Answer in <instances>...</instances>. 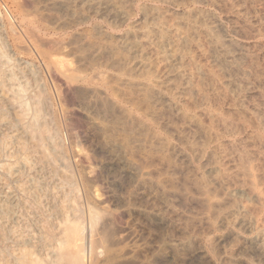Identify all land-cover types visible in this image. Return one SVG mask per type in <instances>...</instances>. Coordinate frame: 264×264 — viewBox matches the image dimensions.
I'll return each mask as SVG.
<instances>
[{"label": "rangeland", "instance_id": "374dc122", "mask_svg": "<svg viewBox=\"0 0 264 264\" xmlns=\"http://www.w3.org/2000/svg\"><path fill=\"white\" fill-rule=\"evenodd\" d=\"M3 60L13 70L4 75L25 89L30 113L33 99L40 101L49 120L41 123L54 134L44 148L57 152V170L41 149H22L24 137L5 145L9 129L0 127V201L9 191L12 214L20 218L13 223L18 228L0 218V264H13L24 246L23 252L37 248L41 260V242H55L54 227L65 218L59 207L74 199V188L82 207L93 206L101 221H110L111 246L100 248V264L111 250L117 256L104 264H264V0H0ZM54 61L66 71L52 70ZM4 88L0 108L10 122L16 109H5ZM145 93L147 99L140 97ZM125 121L136 124H128L133 131ZM213 165L215 174L208 172ZM239 167L251 171L253 183ZM208 184L212 195L203 192ZM15 227L36 235L33 245L17 248Z\"/></svg>", "mask_w": 264, "mask_h": 264}, {"label": "bare ground", "instance_id": "6f19581e", "mask_svg": "<svg viewBox=\"0 0 264 264\" xmlns=\"http://www.w3.org/2000/svg\"><path fill=\"white\" fill-rule=\"evenodd\" d=\"M155 19V18H154ZM161 34V33H160ZM185 39V38H184ZM183 40V39H182ZM219 40V39H218ZM218 40H216V41H218ZM186 41V40H185ZM159 42H161V41H159ZM158 42V43H159ZM162 42H164V41H162ZM182 42H184V40L182 41ZM219 42V41H218ZM217 42V43H218ZM187 43V42H186ZM135 46V45H134ZM179 51H180V49H178ZM7 57V56H6ZM5 56H4V59L6 58ZM8 59H6V61H7ZM6 61H4L3 60V62H2V64L4 63V62H6ZM2 64H0V82L2 83V85H0V88H2V87H5L6 88V92L5 91H3V92H5V93H7L5 96L7 97V98H4V96H3V98L4 99H7V102H8V104H6V101L4 102V104L5 105H8L9 106V109H7V107L5 106V109L6 110H10V108H12L11 110H13V109H16V114L14 113V111H12V113H14L13 115L16 117H14L13 115H11V116H13L14 118H15V120L13 121V120H11V117H10V122L9 121H6L5 120V114H7V111H6V113L3 111V110H1V108H0V127H8L7 129H9V132H8V135H6L7 136V139L8 140H5L6 142L4 143L5 145L6 144H9V143H14L15 144V142H19V143H21V141H20V139L22 138V137H24L26 140L25 141H28V143L27 142H25V143H27V145H26V147H23L22 149H25V150H29L30 149V151L32 152V150L34 149V148H39V149H41V151L43 152V153H41V155L43 154V158H44V161H45V163L46 162H48L49 164H51V169H52V172L54 171H56L57 170V165H55V163L53 162V160H54V158H55V154L57 153H55L54 155H52L53 153L51 152H46L47 150H45V148H47V147H45L44 148V143L45 144H47V143H49V142H47L46 143V141L48 140H50V139H52L53 137H54V134H53V131H51L49 128H47L44 124L42 125V123H41V118L43 117V116H41L42 114V111H41V109L39 108V105L37 104V102H40V101H38V100H36L35 98L33 99V97H32V99H33V101L32 102H34V103H31L32 104V107L34 106L35 107V109L33 108L32 109V113H30L29 111H31V110H29V108H28V103H26V101H24V100H26V99H24L23 98V96H25V94L23 95V89L24 88H22L23 86H21V84H17L16 82H15V80L13 79V78H15V77H13L12 78V76L10 75L11 74V72L13 71V70H11L10 68H8V67H6L7 65L4 63V65H2ZM51 65H53L54 67L52 68V70H54V71H59L60 73L61 72H65L66 70H64L63 68H62V66H61V64H60V62H58V61H54ZM8 68V69H7ZM7 70H11L10 71V74L8 75V77L7 76H5L4 75V73H6L7 72ZM67 71H68V69H67ZM69 72V71H68ZM14 73V72H13ZM7 74H8V72H7ZM70 74V72L67 74V76ZM13 76H14V74H12ZM76 75V74H75ZM75 75H73V74H70L69 76H68V80H71V81H73V80H75ZM78 76H79V74H77ZM9 76H11V78L9 77ZM4 77H6V78H10V84H9V81L8 82H6V83H8L7 84V86L8 87H6V83L4 82V80L6 79H4ZM80 77V76H79ZM67 78V77H66ZM83 78V77H82ZM81 78V79H82ZM7 79V80H8ZM14 80V81H13ZM77 80V79H76ZM6 81V80H5ZM130 81V80H129ZM153 81V80H152ZM74 82V81H73ZM148 82V81H147ZM153 82H155V81H153ZM3 83H5V84H3ZM16 83V84H15ZM128 83V82H127ZM131 83H133V82H131ZM135 83V82H134ZM150 83V82H149ZM152 83V82H151ZM157 83V82H156ZM136 84V83H135ZM137 84H138V82H137ZM3 85H5V86H3ZM20 85V86H19ZM131 85V84H130ZM139 85V84H138ZM138 85H136V86H138ZM144 85H145V82H144ZM154 85V84H153ZM135 85H134V87H136ZM148 86V85H147ZM4 88V89H5ZM137 88V87H136ZM147 88V87H146ZM149 89V88H148ZM154 89V88H153ZM152 89V90H153ZM0 90H2V89H0ZM25 90V89H24ZM132 90V89H131ZM138 90H139V87H138ZM151 90V91H152ZM134 91H135V88H134ZM134 91H133V95L135 96L136 94H134ZM147 91H149V90H147ZM150 91V92H151ZM155 91V90H154ZM157 91V90H156ZM130 92V91H129ZM129 92H127V94H129ZM141 91L139 90V93H140ZM158 92V91H157ZM5 93H3V94H5ZM123 94L125 93V92H122ZM135 93H137V92H135ZM139 93H138V95H139ZM152 93V92H151ZM2 94V95H3ZM130 95H132V94H130ZM129 95V96H130ZM132 95V96H133ZM142 96H140V97H144L145 99H147V97H149L150 95L149 94H147V93H145V94H141ZM126 96V95H125ZM157 96V95H156ZM128 97V96H127ZM126 97V98H127ZM131 97V96H130ZM139 97V96H138ZM2 98V99H3ZM123 98H125V97H123ZM133 97H131V102H132V100H136L137 99V97H136V99H132ZM3 99V100H4ZM145 99H144V101H145ZM139 101H141L142 103H143V100H140L139 99ZM31 102V101H30ZM35 102H36V104L38 105V106H35ZM147 102H148V100H147ZM134 103V102H133ZM138 103V102H137ZM136 103V104H137ZM141 103V104H142ZM144 103H146V102H144ZM149 103V102H148ZM151 104H153L152 102H150ZM139 104V105H138ZM137 105L139 106L138 108H142L143 106H141L140 105V103H138ZM136 105V106H137ZM150 105V104H149ZM1 106V105H0ZM4 106V105H3ZM31 106V105H30ZM29 106V107H30ZM146 106H147V104H146ZM152 106V105H151ZM38 107V108H37ZM41 107V106H40ZM4 108V107H3ZM2 108V109H3ZM31 108V107H30ZM137 108V107H136ZM145 108V107H144ZM153 108V107H152ZM39 109H40V111H39ZM110 110L111 108L109 107V108H107L106 110ZM146 109V108H145ZM10 110V111H11ZM9 111V112H10ZM34 111V112H33ZM8 112V114H10ZM6 117H8V115L6 116ZM13 117H12V119H13ZM136 118V117H135ZM4 119V120H3ZM9 119V118H8ZM43 119H44V117H43ZM46 119H47V117H46ZM46 119H44L45 121H43V122H48V121H46ZM134 119V118H133ZM137 119V118H136ZM230 120V119H229ZM12 121V122H11ZM116 123L117 122H119V121H117L116 119L114 120ZM128 121V120H127ZM129 121H131L130 119H129ZM225 121V120H224ZM195 122V121H194ZM226 122H228L229 124H230V122L229 121H226ZM225 122V123H226ZM116 123H115V125H116ZM131 123V122H130ZM130 123H127L126 121H125V125H127L126 126V129H129V130H132L131 129V126L129 125L128 126V124H130ZM133 124H134V122H132ZM131 123V124H132ZM111 124V123H110ZM123 124V123H122ZM228 124V125H229ZM119 125V124H118ZM121 125V124H120ZM134 125H136V124H134ZM133 125V126H134ZM227 125V124H226ZM231 125V124H230ZM230 125H229V127H230ZM110 126H112V125H110ZM117 126V125H116ZM137 126H138V124H137ZM211 126V125H210ZM118 127H120V126H118ZM205 127V126H204ZM203 127V128H204ZM209 127V126H208ZM212 127V126H211ZM225 128H227L226 126H224ZM223 127V128H224ZM112 128V127H111ZM122 128V127H121ZM104 129V128H103ZM200 129V128H199ZM212 129V128H211ZM231 129V128H230ZM201 130V129H200ZM199 130V131H200ZM234 130V129H233ZM133 131V130H132ZM207 131V130H206ZM217 131V130H216ZM225 131V130H224ZM229 131V130H228ZM236 131V130H235ZM55 132V131H54ZM124 132H127V131H124ZM232 132V131H231ZM237 132V131H236ZM104 133V132H103ZM201 133H202V131H201ZM203 133H204V131H203ZM202 133V134H203ZM208 133V132H207ZM212 133V132H211ZM210 133V134H211ZM215 133V132H214ZM213 133V134H214ZM224 133V132H223ZM235 133V132H234ZM128 134V133H127ZM207 135V134H206ZM205 135V136H206ZM5 136V137H6ZM57 136V135H56ZM212 136V135H211ZM213 136H215V135H213ZM220 136V135H219ZM133 137V136H132ZM207 137V136H206ZM104 138H105V136H104ZM110 138V137H109ZM126 138H127V136H126ZM203 138V137H202ZM210 138V137H209ZM214 138V137H213ZM216 138V137H215ZM128 139H130L129 137H128ZM205 140L204 141H206L207 139L206 138H204ZM53 140V139H52ZM107 140V139H106ZM110 140V139H109ZM112 140V139H111ZM124 140V139H123ZM131 140V139H130ZM211 140H213V139H211ZM4 141V140H3ZM31 141H32V144H30L31 143ZM127 141V140H126ZM132 141V140H131ZM198 141V140H197ZM9 142V143H8ZM54 142H55V140H54ZM53 142V143H54ZM108 142V141H107ZM110 142V141H109ZM112 142V141H111ZM110 142V143H111ZM24 143V144H25ZM113 143V142H112ZM211 142H209V144H210ZM17 144V143H16ZM30 144V145H29ZM123 144V143H122ZM126 144V143H125ZM124 144V145H125ZM207 144V143H206ZM0 145H1V142H0ZM21 145V144H20ZM48 145V144H47ZM46 145V146H47ZM109 145V144H108ZM112 145V144H111ZM127 145V144H126ZM194 145V144H193ZM218 145V144H217ZM11 146V148H12V146L13 145H10ZM16 146V145H15ZM196 146V145H195ZM202 146V145H201ZM239 146V145H238ZM9 147V146H8ZM14 147V146H13ZM19 148H20V146H18ZM197 147H199V146H197ZM204 147V146H203ZM213 147V146H212ZM249 147V146H248ZM11 148H10V150H11ZM19 148L17 149V150H19ZM27 148V149H26ZM152 148V147H151ZM210 148V147H209ZM217 148H219V147H217ZM39 149H38V151H39ZM9 150V149H8ZM156 151L157 150H159L158 148L157 149H155ZM154 150V151H155ZM14 151H16V149H14L13 150V153H12V151H8V156H9V158L10 157H13V154L15 153ZM20 151H21V148H20ZM19 151V152H20ZM200 151V150H199ZM213 151V150H212ZM218 151V150H217ZM24 152V151H23ZM22 152V153H23ZM26 152V151H25ZM27 152H29V151H27ZM31 152L29 153V154H31ZM158 152V151H157ZM18 152H16V154H17ZM155 153V152H154ZM213 153V152H212ZM245 152H243V154H244ZM247 153V152H246ZM26 154V153H25ZM159 154V153H158ZM162 154H163V152H162ZM227 154V153H226ZM254 154V153H253ZM22 155V154H21ZM57 155V154H56ZM160 155H161V152H160ZM211 155V154H210ZM213 155V154H212ZM212 155H211V157H212ZM6 156V155H5ZM18 156H19V154H18ZM164 156V155H163ZM163 156H161V157H163ZM215 155H213V157H214ZM230 156V155H229ZM239 156V155H238ZM241 156H243V155H241ZM247 156H248V154L245 156L246 158H247ZM20 157V156H19ZM166 157V156H165ZM165 157H163V160L165 161V162H167V163H173L172 162V159H173V157H172V159L171 158H169V156H167L166 158ZM213 157L211 158V159H213ZM216 157V156H215ZM8 158V157H7ZM16 158V157H15ZM159 158V157H158ZM157 158V159H158ZM175 158V157H174ZM242 158H244V157H242ZM21 159V158H20ZM26 159V158H25ZM25 159H24V162H26V164H27V162H28V160L27 161H25ZM216 160L215 161H217V158H215ZM17 160V163L19 162V165L21 164L20 163V161H19V159H15V161ZM22 161H23V159H22ZM55 162H56V160H54ZM214 161V159L212 160V162ZM239 161V160H238ZM243 161V160H242ZM241 161V162H242ZM161 162V161H160ZM159 162V163H160ZM163 162V161H162ZM220 162V161H219ZM218 162V163H219ZM47 163V164H48ZM177 163V162H176ZM239 163V162H238ZM244 163H245V161L242 163L243 165H244ZM213 164V163H212ZM235 164V163H234ZM241 164V163H240ZM239 164V166H242V164L240 165ZM16 165V164H15ZM18 165V164H17ZM15 166L12 170L14 171V172H19V167L18 166ZM43 165H45V164H43ZM167 165V164H166ZM178 165V164H177ZM176 165V166H177ZM216 165V164H215ZM215 165H213V166H210L209 167V169H208V172L210 171H214V174H215V171H216V169H217V167L215 166ZM219 165V164H218ZM221 165V164H220ZM248 164H245V168H246V170H247V166ZM21 166V165H20ZM168 166V165H167ZM174 166V165H173ZM181 166V165H180ZM179 165H178V167H180ZM224 166V165H223ZM250 166V165H249ZM253 166V165H252ZM22 167V166H21ZM21 167H20V169H21ZM219 167V166H218ZM222 167V166H221ZM254 167H255V165H254ZM254 167H252V168H254ZM244 169V167H239V169ZM251 168V169H252ZM223 169V168H222ZM221 169V170H222ZM238 169V168H237ZM238 169V170H239ZM240 169V170H241ZM242 169V170H243ZM254 169H258L257 167L256 168H254ZM246 170H243V171H245V173L244 174H241L243 177H246V176H249V178H247V179H249L251 182H252V180L253 179H251L252 177L251 176H253L250 172H248V171H246ZM253 170V169H252ZM217 171H218V169H217ZM258 171V170H257ZM12 172V171H11ZM58 172V171H57ZM222 172H223V170H222ZM259 172V171H258ZM70 173V172H69ZM206 174H207V170H206V172H205ZM241 173V172H240ZM239 173V174H240ZM252 173H253V171H252ZM14 174V173H13ZM214 174H212V177L211 178H213V179H215L216 177V175H214ZM217 174V173H216ZM250 174H251V176H250ZM258 173H256V174H254V175H257ZM263 174V173H262ZM261 174V175H262ZM88 175V174H87ZM205 175V174H204ZM221 175V174H220ZM246 175V176H245ZM258 175H260V174H258ZM63 176H64V174H63ZM62 176V177H63ZM68 177H69V175H67ZM66 176V179H64L65 181L68 179V180H70V178H68ZM89 176V175H88ZM201 176H203V175H201ZM215 178H214V177ZM219 176V175H218ZM206 177H208V176H206ZM226 177V176H225ZM251 177V178H250ZM255 177V176H254ZM259 177V176H258ZM262 178L264 177V176H261ZM64 178V177H63ZM203 178V177H202ZM208 178H210V177H208ZM207 178V179H208ZM256 178V177H255ZM260 178V177H259ZM262 178H260V179H262ZM201 179V178H200ZM204 179V178H203ZM247 179H245V180H247ZM257 179V178H256ZM255 179V180H256ZM63 180V181H64ZM86 180V179H85ZM217 180H219V177H218V179H216V181L215 182H217ZM221 180V179H220ZM223 180V179H222ZM222 180H221V182H222ZM249 180H247V181H249ZM264 180V179H263ZM62 181V182H63ZM199 182H200V180H198ZM204 181V180H203ZM208 181V180H207ZM210 182L211 181H213V180H209ZM247 181L245 182V183H247ZM249 181V182H250ZM258 181V180H257ZM262 181V180H261ZM87 182H88V180H87ZM198 182V183H199ZM219 182V181H218ZM196 183V182H195ZM201 183H204V182H202V180H201ZM207 183H209V182H207ZM220 183V182H219ZM253 183V182H252ZM252 183H250V184H252ZM256 183V182H255ZM255 183H254V185H255ZM205 184V183H204ZM204 184H202V186L204 185ZM211 184H213V182L211 183ZM210 184V185H211ZM248 184V183H247ZM257 184V183H256ZM196 186H198L197 185V183L195 184ZM215 185V184H214ZM243 185V184H242ZM241 185V187L243 188L244 186H242ZM249 185V184H248ZM253 185V184H252ZM206 187H207V185H205ZM216 186V185H215ZM215 186L212 188L211 186V188H212V190L215 188ZM237 186V185H236ZM251 186V185H250ZM250 186H248V188L250 189ZM200 187V191H203V190H201L202 189V187L201 186H199ZM199 187H197L198 189H199ZM206 187H203L204 189L206 188ZM240 187V186H239ZM239 187H237V188H239ZM247 187V186H246ZM254 187H256V186H254ZM36 188H37V186H36ZM73 188V187H72ZM196 188V189H197ZM235 188V187H234ZM241 188V189H242ZM248 188H246V189H248ZM35 189V188H34ZM38 189V188H37ZM208 189H210L209 188V184H208ZM208 189L206 188L205 190L206 191H203V192H206V194L207 193H211L210 195H212V192H211V189H210V191L208 192ZM216 189V188H215ZM245 189V188H244ZM243 189V190H244ZM251 189H253V187H251ZM250 189V191H252V193L254 192V190H251ZM230 190V189H229ZM229 190L226 192L227 193V195L229 196V194H231L232 193V191L229 193ZM256 190H258V188L256 189ZM5 191V190H4ZM45 191V190H44ZM75 191H76V189L74 188V199H72V200H69L70 198H66V200L65 201H63V203L64 202H66V203H64V205H62V202L60 203V201H59V205L61 204L62 206L61 207H59V208H61V210L59 211V212H61L62 211V213H63V215L65 216V218H64V221H62L61 222V220H60V222H61V224H56L55 223V225H57L56 227H54V228H57L58 229V231L56 232V229L54 230V234H55V232L58 234H56L57 235V238H56V240H55V242L53 243V244H50V242H48L47 240V242L45 243V242H41L42 244H41V246L39 247V249H40V251L42 252V254H43V257H41V260H39V258H38V256L39 255H41V254H39V255H37L38 253H36V252H34V251H37L36 249L37 248H34L33 250H30L31 249V247L29 246V245H33V243H34V239H35V237H36V235H34L33 237H32V235L33 234H30L31 235V237L30 236H27L26 235V233H24L23 231H21V230H19V229H17L18 227L16 226V225H18V224H13V223H16V221H17V219L19 218H17L14 214H12V198H11V196H10V194H7V193H9V191L6 193V196L4 197L5 199L4 200H2V201H0V213H1V216H0V218L1 219H3L4 218V220H3V223H5V221L9 224V222H10V224L12 223L13 225H15L16 227V232L14 233V235H13V241L14 242H16V245H17V243H19L20 244V246H21V248L23 249V245H28L29 246V250L27 251H25V252H23L24 251V249H25V246H24V249H23V251L21 250V249H19V253L18 254H16V255H13L12 253V255H13V257L11 258V260L13 259V264H100V261H99V259L96 261V259H97V257H99V254L101 253V250H100V248H104L105 247V243L106 242H108L109 244H107V245H110V243H111V241H107V235H108V231L107 230H109L107 227H109L110 228V226H109V219H104L105 217H103V220L101 221V218H100V214H98V212H97V210H95L94 211V209H92L91 207H93V206H86L85 205V207H82V206H84V205H82L81 204V201L79 200V197H80V195L78 196L77 195V193H78V189H77V193L75 194ZM234 191H236V189L234 190ZM233 191V192H234ZM238 191V190H237ZM236 191V192H237ZM250 191H248L247 190V192H249V194H247L248 196L247 197H249L250 196ZM6 192V191H5ZM4 192V193H5ZM56 192V191H55ZM53 193V191H51V193L54 195V197H56L55 196V194L56 193ZM62 192V191H61ZM93 192V191H92ZM203 192H200V193H202V195L204 194ZM36 193V192H35ZM64 193H66V192H63L62 194H64ZM68 193V192H67ZM71 193V192H70ZM89 193V192H88ZM91 193V192H90ZM216 193H218V192H216ZM244 193V192H243ZM255 193V192H254ZM253 193V194H254ZM3 194V193H2ZM57 194H59V193H57ZM208 194V195H209ZM215 194V193H214ZM213 194V195H214ZM225 194V193H224ZM236 194V193H235ZM241 193H239L238 195H240ZM258 194V193H257ZM260 194H262V193H260ZM34 195V194H33ZM73 195V194H72ZM95 195V194H94ZM201 195V194H200ZM207 195V196H208ZM209 195V196H210ZM216 195V194H215ZM238 195H237V197H238ZM244 195H246V194H244ZM255 195V194H254ZM51 196V195H50ZM62 196V195H61ZM60 196V199L62 200V198H64V197H61ZM66 196H67V194H66ZM65 196V197H66ZM231 196V195H230ZM3 197V196H2ZM1 197V198H2ZM34 197V196H33ZM51 197H53V196H51ZM71 197V196H70ZM73 197V196H72ZM71 197V198H72ZM90 197V196H89ZM91 197H93V195H91ZM90 197V198H91ZM236 197V198H237ZM245 197V196H244ZM253 197V196H252ZM251 197V198H252ZM35 198V197H34ZM224 198H227V200L225 201V202H231V204L230 205H232L233 203V205L235 206V205H237V204H235V202H232L233 201V199H230L231 201H229L228 200V198H230V197H227V196H225ZM234 198V197H233ZM235 198V199H236ZM240 198V197H239ZM254 198H257L256 196H254L253 197V199ZM96 199V198H95ZM95 199H93V200H95ZM211 199V198H210ZM217 198H215L214 200H216ZM259 199H261L260 197H259ZM1 200V199H0ZM36 200V199H35ZM35 200L33 201V202H35ZM204 200H206V199H204ZM212 200H213V198H212ZM210 201V203L211 202H213V201ZM37 201V200H36ZM100 202H102L101 200H99ZM208 201V200H207ZM221 201H223V200H221ZM240 201V200H239ZM95 202V201H94ZM96 202H98L97 200H96ZM204 202V201H203ZM215 203H216V201H214ZM219 202V201H218ZM218 202L216 203V205L218 204ZM237 202V201H236ZM38 203V202H37ZM36 203V204H37ZM207 203V202H206ZM220 203V202H219ZM13 204H15V202H13ZM213 204V203H212ZM220 204H222V203H220ZM224 204V203H223ZM264 204V203H263ZM208 205V204H207ZM206 205V206H207ZM215 205V206H216ZM225 205V204H224ZM229 205V204H228ZM239 205H240V203H239ZM242 205V204H241ZM15 206V205H14ZM34 206V205H33ZM36 206V205H35ZM212 207L211 208H215V206L214 205H211ZM214 206V207H213ZM238 206V205H237ZM218 207V206H217ZM216 207V208H217ZM224 207L225 206H223V209H224ZM228 207V206H227ZM229 207H231V206H229ZM239 207V206H238ZM15 208V207H14ZM216 208L214 209V210H216ZM240 208V207H239ZM245 208V207H244ZM243 208V209H244ZM220 209V208H219ZM222 209V208H221ZM222 209V210H223ZM230 209H232L231 211H230ZM236 209V207L234 208V207H231V208H226V209H224V210H226V212H228L227 210H229V212L228 213H233V214H235L236 213V211H234ZM242 209V208H241ZM240 209V210H241ZM34 210V209H33ZM103 210V212H104V210L105 209H102ZM212 210V209H211ZM210 209H209V211L210 212H212ZM221 210V211H222ZM237 210V209H236ZM240 210H239V214L241 215L242 214V212H244V211H242L241 213H240ZM245 210H247V209H245ZM14 211V210H13ZM57 211H58V209H57ZM99 211V210H98ZM221 211L219 212V213H221ZM234 211V212H233ZM238 211V210H237ZM226 212H225V214H226ZM245 212H247V211H245ZM245 212H244V214H245ZM100 213V212H99ZM228 213H227V215H228ZM248 213V212H247ZM109 214V213H108ZM214 214V213H213ZM215 214H216V212H215ZM224 214V215H225ZM232 214V215H233ZM238 214V215H239ZM68 215V216H67ZM100 215V216H99ZM216 215H218V214H216ZM226 215V216H227ZM243 215V214H242ZM241 215V216H242ZM69 216H71V218H68ZM81 216H83V219L82 220H84L85 221V223H86V226H85V234H83V232L81 231V228H83V227H79V226H81V224H79L78 223V220H79V218L81 217ZM222 216H223V211H222ZM221 216V217H222ZM240 216V217H241ZM250 216V215H249ZM109 217H110V214H109ZM219 217H220V214H219ZM239 217V218H240ZM251 217V216H250ZM249 217V218H250ZM17 218V219H16ZM111 218H113V217H111ZM110 218V219H111ZM224 218H225V216H224ZM224 218H222L223 219V221H224ZM249 218H244V217H241L240 219H239V221H246L247 223H250V221H248V219ZM20 219V218H19ZM221 219V220H222ZM245 219H247V220H245ZM251 219V218H250ZM226 220V219H225ZM22 221V220H21ZM75 221H77V223L75 222ZM83 221V222H84ZM1 222V221H0ZM19 222V221H18ZM245 223V222H244ZM2 224V223H1ZM21 224H22V222H21ZM21 224H19V225H21ZM26 223H24L23 224V226L25 225ZM79 224V225H78ZM84 224V223H83ZM110 224H112V223H110ZM4 225V224H3ZM13 225H11L12 227H13ZM54 225V226H55ZM108 225V226H107ZM22 227V226H21ZM14 228V229H15ZM106 228H107V230H106ZM12 230V229H11ZM26 231V230H25ZM28 231V230H27ZM26 231V232H27ZM11 233V232H10ZM231 233V232H230ZM27 234H28V232H27ZM28 234V235H29ZM41 235V234H40ZM43 235V234H42ZM51 234H49V236H50ZM8 236H11V234H9ZM53 237H55L54 235H52ZM109 236V235H108ZM39 237V236H38ZM53 237H52V239H53ZM10 238V237H9ZM48 238V237H47ZM110 238H111V235H110ZM43 240H44V238H42ZM41 239V240H42ZM55 239V238H54ZM48 240H51V239H49L48 238ZM37 241V240H36ZM262 242H264L263 241V239H262ZM36 245V244H35ZM35 245H34V247H35ZM37 245H40V244H37ZM36 245V246H37ZM18 246V245H17ZM20 246H18L17 248H19ZM111 246V245H110ZM109 246V247H110ZM260 246H262L261 244H260ZM108 247V248H109ZM263 247V246H262ZM261 248V247H260ZM38 249V250H39ZM110 249H111V247H110ZM261 249H263V248H261ZM12 250V249H11ZM10 250V251H11ZM16 250V249H15ZM105 251H106V249H104ZM103 250V252H105ZM109 250V249H108ZM264 250V249H263ZM261 251V250H260ZM14 252H16V251H14ZM38 252V251H37ZM110 252V251H109ZM111 252L113 253V254H107L106 252V254L109 256V257H107L108 259H113L114 258V255L115 256H117L116 254H114L115 252H113L112 250H111ZM199 252V251H198ZM262 253H263V251H262ZM200 254V253H199ZM264 254V253H263ZM8 255V254H7ZM10 255V254H9ZM104 256H105V254H104ZM40 257V256H39ZM107 258H105V260L104 261H106V259ZM43 259V260H42ZM104 259V258H103ZM110 260V261H111ZM114 260V259H113ZM112 260V261H113ZM103 261V260H102ZM101 261V262H102ZM104 261H103V264H104ZM110 261H108V262H110ZM98 262V263H97ZM107 262V261H106ZM105 262V263H106ZM106 264H111V263H106ZM112 264H113V262H112Z\"/></svg>", "mask_w": 264, "mask_h": 264}]
</instances>
